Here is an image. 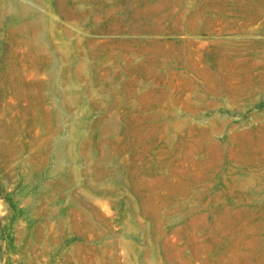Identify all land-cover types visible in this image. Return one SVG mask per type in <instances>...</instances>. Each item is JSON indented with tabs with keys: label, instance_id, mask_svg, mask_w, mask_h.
Segmentation results:
<instances>
[{
	"label": "rangeland",
	"instance_id": "374dc122",
	"mask_svg": "<svg viewBox=\"0 0 264 264\" xmlns=\"http://www.w3.org/2000/svg\"><path fill=\"white\" fill-rule=\"evenodd\" d=\"M264 0H0V264H264Z\"/></svg>",
	"mask_w": 264,
	"mask_h": 264
},
{
	"label": "crops",
	"instance_id": "0c3cea01",
	"mask_svg": "<svg viewBox=\"0 0 264 264\" xmlns=\"http://www.w3.org/2000/svg\"><path fill=\"white\" fill-rule=\"evenodd\" d=\"M261 87L263 88L262 90H263V93H264V84H261Z\"/></svg>",
	"mask_w": 264,
	"mask_h": 264
}]
</instances>
